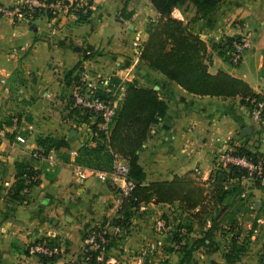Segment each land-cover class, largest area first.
<instances>
[{"label":"crops","instance_id":"obj_1","mask_svg":"<svg viewBox=\"0 0 264 264\" xmlns=\"http://www.w3.org/2000/svg\"><path fill=\"white\" fill-rule=\"evenodd\" d=\"M89 10L86 19L71 11L42 14L20 23L0 17V128L10 117L19 118L17 131H0V264H44L27 249L46 236L58 244V257L52 264H84L85 230L115 210L123 181L109 176L100 180L96 176L100 168L76 161L80 147L93 143L92 130L90 119L66 106L68 74L87 72L119 80L124 90L121 103L132 85L151 91L165 104L163 117L150 124L145 138L133 146L145 174L144 185L174 179L208 185L220 165L225 166L226 154L237 148L264 153V115L258 117L241 95L190 93L142 61L139 45L149 36L146 21L152 17L157 22L160 17L150 0H90ZM194 15L191 5L186 11L174 8L170 17L181 20L204 41L240 35L249 38L236 65L211 51L208 72L221 70L264 95V0H222L207 18L192 22ZM125 26L132 29L125 32ZM125 134L123 131L122 136ZM45 136L63 138L67 145L53 151L52 160L35 159L31 154L43 149L38 140ZM129 137L136 138L132 133ZM24 163L37 171L39 182L24 199L14 200L8 193ZM250 190L256 203L264 206V178L259 187ZM150 205L155 204L146 202L144 208ZM158 205L163 212L173 209L171 202ZM200 207L193 208V213ZM137 234V241L128 242L136 244V249L145 237L142 232ZM150 236V243L157 245V236ZM220 242L208 237L193 251L192 263L260 264L261 244L244 249L229 263ZM153 259L138 253L128 258L109 257L107 262L151 264Z\"/></svg>","mask_w":264,"mask_h":264},{"label":"trees","instance_id":"obj_2","mask_svg":"<svg viewBox=\"0 0 264 264\" xmlns=\"http://www.w3.org/2000/svg\"><path fill=\"white\" fill-rule=\"evenodd\" d=\"M51 1V0H47ZM222 0H150L153 8L159 13L160 17L152 26H148L146 32L148 39L141 47L140 58L147 63L148 66L163 73L172 81L181 85L186 91L198 95H214V96H233L239 94L242 96L245 105L253 109V104L249 100H264V95L253 92L248 84L240 79L234 78L229 74L219 70L216 74L208 72L209 65V50L206 41L200 38L198 33L191 31L188 26L184 25L181 20L170 17L172 10L176 7H181L185 4H191L195 9V15L191 18L192 22L199 19L207 18L216 6ZM80 19H86L90 14V10L84 14L79 11L76 12ZM48 15H52L48 13ZM230 37L222 40L214 41L210 46L213 51L218 49L216 53L225 61L230 63V56L227 53L231 49L232 41L237 38ZM215 47V48H214ZM216 49V50H215ZM72 75V74H71ZM67 75L68 85L71 86L73 81L77 79V75ZM110 82L118 83L119 80L111 77ZM102 98L108 96V92L98 90ZM70 104V103H69ZM77 112L80 117L91 119V114L80 109L77 106L70 107ZM165 104L158 101L151 91H143L132 88L129 85L128 94L123 102L116 109L113 121L110 126L108 134H105L98 127L100 118H94V122L90 124L92 130V144H83L80 147V153L76 157L79 163H85L88 166L100 168V170H110L112 161L115 155L124 158L129 167V177L134 180L135 186L130 192V196L124 201L122 210L134 206H139L142 202H148L152 199L156 203H170L171 201H180L183 208L193 209L201 206L197 213H192L197 216L198 213L203 212L205 208L206 193L202 186L194 181H184L174 179L173 181L165 182H151L147 185L143 184L145 174L142 168L137 164L136 155L133 153L134 147L139 141V138H145L147 129L150 124L157 123L163 117ZM264 115V114H263ZM90 121V120H89ZM9 120L6 125H9ZM126 131L128 134L122 136V132ZM136 138L129 137V134ZM132 138V139H131ZM40 144H43V149L39 150L42 155H47L50 151H55L60 147L67 145L63 138H56L53 136H45L40 138ZM126 144V149L123 145ZM129 145V146H128ZM119 152V153H117ZM111 156H110V154ZM233 156H244L249 161L256 163L258 161L264 162V153L251 152L241 148H237ZM111 159V161H110ZM264 164V163H263ZM232 175H238L245 171L235 164H226ZM219 170V169H218ZM218 170L215 176L218 175ZM222 171V170H220ZM212 176V181H216V177ZM28 178H27V177ZM218 180V179H217ZM259 181V179H257ZM211 181V182H212ZM39 182L37 171L29 163L19 165L17 179L11 187L8 196L14 200H22L26 193L23 189H28ZM195 194H191V193ZM124 208V209H123ZM190 217V218H191ZM186 231L191 230V225L180 224L177 226L176 233L180 229ZM208 232H203V236L192 240V242H185L179 250L180 256L175 264H193L192 254L200 245L205 243ZM47 241L52 246H58L54 238L42 237L35 242ZM34 243V242H33ZM232 249L236 250V255L244 251L243 244L237 242V236H231ZM170 249V248H169ZM28 251V249H27ZM234 251V250H233ZM29 252V251H28ZM233 252L226 253V259L229 263L233 262L236 256H231ZM235 255V254H234ZM44 264H52L58 257V253L50 256L42 254L36 255ZM87 256L89 264H97L96 252H88L84 254Z\"/></svg>","mask_w":264,"mask_h":264},{"label":"rangeland","instance_id":"obj_3","mask_svg":"<svg viewBox=\"0 0 264 264\" xmlns=\"http://www.w3.org/2000/svg\"><path fill=\"white\" fill-rule=\"evenodd\" d=\"M142 6L143 5H141V7ZM190 6L191 4H186L179 8L186 11ZM33 15L35 14L32 13V16ZM116 17L117 21H121L119 14H117ZM154 22L152 17H149L145 24V31L148 26H152ZM123 29L127 32L132 28L125 26ZM206 43L208 44V50L210 52L209 61H211V51L213 50L210 46L214 41L206 40ZM141 47H143V43L139 45V50ZM216 51L218 52V49ZM68 87L69 91L65 94V96H67L66 106L69 105V107H74V100L70 93V85ZM119 92L121 94L124 90H119ZM122 97L123 95L121 94L118 107L121 104ZM94 120L95 119L91 117L90 124H92ZM218 169V175H214L216 177L215 182L212 181L208 185L202 184L203 186L201 188H203L206 193V201H208V203H204L205 208L203 212L198 213L197 216L193 215V218L191 214L194 210L182 208V203L180 201H171L173 208L170 210L171 212L168 210L163 212L161 205H158L154 200H150L148 202H153L155 205L144 208L146 202H142L139 206L130 207L129 209L123 208L124 210H122V212L121 209H115L111 214L90 224L84 232L85 239H87L93 231L107 229L104 226L106 221H110L111 224L118 223L122 226V230L119 234L110 238L108 237L109 240L106 243L102 258L100 261L96 259L98 261L97 264L116 263L114 260L110 262H107V260L109 257H133L134 254L138 253L151 256L152 259L154 258L151 260L152 262H149L151 264H175L180 256V247L185 242L190 243L192 240L200 238L205 231L208 232L207 235L209 239L214 242L215 238H219L221 241L219 246H222V249L227 250V252H233L231 255L232 257L236 256V248L232 249L231 236H237L238 241L245 246V249H250L251 247L254 249L253 245L256 246L258 243L261 244L262 249L258 251V253L260 256V264H264V206L260 207V203H256L254 200L256 197L250 190L259 187L261 180L258 181L248 177V170L233 176L226 165H220ZM191 194L195 193L192 192ZM257 199L261 200L262 197L260 196ZM262 203L264 205V200ZM178 206H181V212L178 211ZM162 222L163 224L165 223V225H162ZM179 224L181 226L189 224L191 225V230L186 231L185 229L181 230L179 228V232L176 233ZM140 232L144 233L145 237L141 239L143 244L136 249V244L128 242L130 239L137 241L138 239L136 236L138 235L137 233ZM195 232L200 233V236L192 235V233ZM153 234L158 238L157 245L149 241L151 238L150 235ZM88 252H92V249L89 245L85 244L82 249V254L84 255ZM84 260V264H87L88 261H86V259Z\"/></svg>","mask_w":264,"mask_h":264},{"label":"built area","instance_id":"obj_4","mask_svg":"<svg viewBox=\"0 0 264 264\" xmlns=\"http://www.w3.org/2000/svg\"><path fill=\"white\" fill-rule=\"evenodd\" d=\"M90 8V0H19L14 4L0 3V17L9 19L12 23H20L28 21L34 16L42 14H55L61 11H71L76 13L81 10L86 13ZM32 13L35 15L32 16ZM249 45V38L240 35L232 41L231 49L228 50L230 63L236 65L242 59L244 50ZM111 77L90 76L87 72H79L77 79L70 86V93L74 100V106L87 111L92 117L100 118L98 127L105 134L109 133L111 123L113 121L118 101L121 96L119 90H123L120 81L118 83L110 82ZM98 90L108 92V96L102 98ZM120 94V95H119ZM253 104V111L258 117L264 114V100H249ZM11 123L0 128L1 133L5 134L10 131H17L19 128V118L17 116L10 117ZM17 139L23 141L20 135ZM32 157L54 159L53 151L47 155H42L39 150L32 152ZM226 164H235L248 170V177L262 180L264 178V162L258 161L253 163L244 156H233L226 154ZM225 164V165H226ZM129 167L127 161L119 155H115L110 170H98L96 176L100 180H105L108 176L123 181L115 198V209L122 208L124 201L130 196V192L135 186L134 180L129 177ZM27 177V176H26ZM28 178V177H27ZM23 193H28V189H23ZM104 226L107 229H99L93 231L86 239V244L96 252V259L100 260L105 250L106 243L110 237L119 234L122 230L121 224L106 221ZM109 237V238H108ZM108 238V239H107ZM29 253L33 255L42 254L50 256L58 253L57 246L48 244L47 241L34 242L28 246Z\"/></svg>","mask_w":264,"mask_h":264},{"label":"water","instance_id":"obj_5","mask_svg":"<svg viewBox=\"0 0 264 264\" xmlns=\"http://www.w3.org/2000/svg\"><path fill=\"white\" fill-rule=\"evenodd\" d=\"M32 24H34V25H35V24H37V21H36V20H34ZM155 89H157V87H156V86H155ZM73 132H74V131H73Z\"/></svg>","mask_w":264,"mask_h":264}]
</instances>
